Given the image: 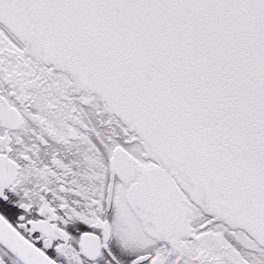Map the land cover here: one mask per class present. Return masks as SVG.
<instances>
[{"label":"snow or ice","instance_id":"snow-or-ice-1","mask_svg":"<svg viewBox=\"0 0 264 264\" xmlns=\"http://www.w3.org/2000/svg\"><path fill=\"white\" fill-rule=\"evenodd\" d=\"M0 264H264V0H0Z\"/></svg>","mask_w":264,"mask_h":264}]
</instances>
